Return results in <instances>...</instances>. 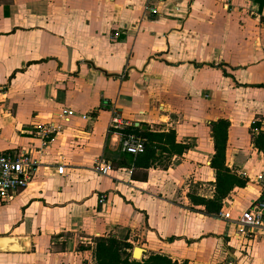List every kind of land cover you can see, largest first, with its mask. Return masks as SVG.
<instances>
[{
  "label": "crops",
  "instance_id": "0c3cea01",
  "mask_svg": "<svg viewBox=\"0 0 264 264\" xmlns=\"http://www.w3.org/2000/svg\"><path fill=\"white\" fill-rule=\"evenodd\" d=\"M161 5L0 0V154L38 162L0 204V238L26 246L0 252V264H95L92 243L110 234L176 264H264L260 235L244 238L221 217L264 195L253 142L264 132V0ZM62 109L77 117L41 148L33 125ZM114 112L153 135L151 165L121 152ZM217 121L228 128L213 165ZM219 173L245 186L218 207Z\"/></svg>",
  "mask_w": 264,
  "mask_h": 264
},
{
  "label": "built area",
  "instance_id": "2783aa9c",
  "mask_svg": "<svg viewBox=\"0 0 264 264\" xmlns=\"http://www.w3.org/2000/svg\"><path fill=\"white\" fill-rule=\"evenodd\" d=\"M162 1L164 0H146L147 7L154 12V3ZM75 117H77L75 112L62 109L57 113L56 120L34 124L32 134L39 140L41 148L45 149L61 132V125L69 123ZM127 126V122L118 113H112L108 122L110 129L119 132ZM120 150L128 155H140L144 152V139L128 134L121 138ZM37 166L38 162L23 151L0 154V204L5 202L12 193L27 188ZM62 170V166L57 168L59 174L62 173ZM94 170L98 175L107 176L111 170L110 163L99 160L95 163ZM103 201V198L99 199V204H102ZM221 217L227 222L236 224L238 235L251 238L253 234L257 233L264 240V195L250 203L247 209L242 211L236 218L232 217L229 210L221 214ZM226 264L234 263L229 260Z\"/></svg>",
  "mask_w": 264,
  "mask_h": 264
},
{
  "label": "trees",
  "instance_id": "16d2710c",
  "mask_svg": "<svg viewBox=\"0 0 264 264\" xmlns=\"http://www.w3.org/2000/svg\"><path fill=\"white\" fill-rule=\"evenodd\" d=\"M227 128L228 125L224 121H217L216 123H212L210 126L215 149V161H213V165H215V162L218 159L219 162L222 161ZM138 131V128L127 127L118 133L121 134V137H124L128 134H133L145 139L144 152L137 156H131L134 159V162L139 159L144 161L142 164L149 166L153 163V148L151 146L153 135L148 132L138 133ZM162 136L172 138L174 135L173 132H170L168 134H162ZM253 142L258 151L264 155V132L257 135L253 139ZM216 181V197L210 201L211 203L216 204L234 185L239 187L245 186V181L232 178L226 174L223 175L219 173V177L217 175ZM217 206L219 207L220 205L217 204ZM128 249H130V245L125 240H116L113 236L96 238L94 240L93 247L94 262L95 264H173L168 257L159 254L150 255L148 258L141 261H135L131 258V254L127 251Z\"/></svg>",
  "mask_w": 264,
  "mask_h": 264
},
{
  "label": "water",
  "instance_id": "95a60500",
  "mask_svg": "<svg viewBox=\"0 0 264 264\" xmlns=\"http://www.w3.org/2000/svg\"><path fill=\"white\" fill-rule=\"evenodd\" d=\"M18 241L14 238H0V252H19L24 251L26 246H17L15 245ZM141 251L140 257L143 255L144 251L141 248H134L131 257L134 258L135 251Z\"/></svg>",
  "mask_w": 264,
  "mask_h": 264
},
{
  "label": "rangeland",
  "instance_id": "374dc122",
  "mask_svg": "<svg viewBox=\"0 0 264 264\" xmlns=\"http://www.w3.org/2000/svg\"><path fill=\"white\" fill-rule=\"evenodd\" d=\"M157 5H158V6L161 5V2H159V3H154V5H153V6H154V9H155V7H156ZM147 6H148V5H147ZM158 6H157V7H158ZM159 8H160V10H162V9H161V8H162V5L159 6ZM111 235H112V234L108 235L107 237H111ZM115 235H116V234H115ZM115 235L113 236L114 239H116V240H121V238H119V239L116 238ZM131 245H132V246H130V249L127 250L130 254H131L133 248H135V247H138V248L143 249L142 246H141V244H140V243H136L135 240L133 241V243H132ZM91 247H92V252H93L94 241H93ZM151 255H153V254H151ZM149 256H150V255H149ZM149 256H148V255H147V256H143V255H142L139 259H133L132 257H131V258H132L133 260H135V261H141V260H144V259L148 258ZM171 262H172V261H171ZM94 263H95V262H94ZM172 263H173V264H176V263H174V262H172ZM183 264H184V263H183Z\"/></svg>",
  "mask_w": 264,
  "mask_h": 264
},
{
  "label": "bare ground",
  "instance_id": "6f19581e",
  "mask_svg": "<svg viewBox=\"0 0 264 264\" xmlns=\"http://www.w3.org/2000/svg\"><path fill=\"white\" fill-rule=\"evenodd\" d=\"M140 255H141V251L136 250L135 251V254H134V258L135 259H139L140 258Z\"/></svg>",
  "mask_w": 264,
  "mask_h": 264
}]
</instances>
